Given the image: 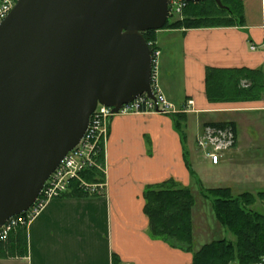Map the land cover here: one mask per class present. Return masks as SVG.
Here are the masks:
<instances>
[{"label":"crops","instance_id":"0c3cea01","mask_svg":"<svg viewBox=\"0 0 264 264\" xmlns=\"http://www.w3.org/2000/svg\"><path fill=\"white\" fill-rule=\"evenodd\" d=\"M228 6L230 25L158 31L159 85L176 112L115 115L102 191L51 200L0 245V264H194L201 247H176L154 236L144 212L150 187H190L193 157L202 165V237L210 239L204 245L236 241L215 217L207 190L254 195L250 208L264 211V87L250 89L255 77L264 83V0H229ZM231 77L238 81L234 91L216 92L214 85ZM211 124L235 129L236 145L219 164L195 152Z\"/></svg>","mask_w":264,"mask_h":264},{"label":"water","instance_id":"95a60500","mask_svg":"<svg viewBox=\"0 0 264 264\" xmlns=\"http://www.w3.org/2000/svg\"><path fill=\"white\" fill-rule=\"evenodd\" d=\"M169 1L18 0L0 24V228L34 205L99 104L155 99L144 33L165 27Z\"/></svg>","mask_w":264,"mask_h":264},{"label":"trees","instance_id":"16d2710c","mask_svg":"<svg viewBox=\"0 0 264 264\" xmlns=\"http://www.w3.org/2000/svg\"><path fill=\"white\" fill-rule=\"evenodd\" d=\"M228 1L222 0L227 8H219L215 0L188 3L182 13L186 17L177 21L169 19L163 29L230 25L234 22L231 19H225L226 15L232 12ZM155 32L152 30L144 33L152 49H157V40L152 36ZM230 79L231 83L226 80L220 85H214L216 92L219 90L229 93L234 91L236 77ZM254 79L250 89H262L264 87L262 78L255 77ZM224 125L226 124H218V126ZM100 148L97 162L102 165V169L93 168L82 173L84 179L91 183H103L105 180L103 171L105 147ZM68 194L76 197L88 195L79 188L77 181L72 182ZM206 196L213 199L217 219L236 236V241L224 239L204 245L194 253V264H230L234 261H238L239 264L259 263L264 258V214L250 208L255 203L256 197L251 194H242L235 198L227 188L207 190ZM144 198L146 201L144 212L149 218L152 234L156 237L170 239L176 247H189V250H193L192 208L195 201L190 190L188 188L177 189L176 185L150 187L144 193Z\"/></svg>","mask_w":264,"mask_h":264},{"label":"built area","instance_id":"2783aa9c","mask_svg":"<svg viewBox=\"0 0 264 264\" xmlns=\"http://www.w3.org/2000/svg\"><path fill=\"white\" fill-rule=\"evenodd\" d=\"M17 2L18 0H0V24L9 16ZM187 4L188 2L184 0H170V14L182 13ZM251 48L257 49L254 45H251ZM152 51L151 87L155 99L145 93L132 102L124 104L117 113L113 111L112 107L99 104L91 115L89 126L79 144L66 155L59 167L46 181L34 205L25 213L11 217L0 228V245L6 242L15 230L27 227L51 200L61 198L69 193L73 181H77L79 188L88 195H95L102 191L104 183L88 182L82 173L93 168L102 169V165L97 162V156L100 147H105L109 135L108 124L115 115L127 114V112L129 114L145 112L173 114L176 112L175 104L167 98L159 85L160 51L157 49H152ZM234 133L235 129L231 124L207 125L197 138V147L213 164H219L224 154L236 142ZM257 264H264V258Z\"/></svg>","mask_w":264,"mask_h":264},{"label":"rangeland","instance_id":"374dc122","mask_svg":"<svg viewBox=\"0 0 264 264\" xmlns=\"http://www.w3.org/2000/svg\"><path fill=\"white\" fill-rule=\"evenodd\" d=\"M182 13H180V14L175 13L174 15H172L170 17L171 21H174V20L175 21L182 20L183 19ZM161 30H166V29H161ZM158 31H160V30H157L155 32V34L152 35L153 38L154 37L156 38V40H157V37H158V34H157ZM157 50L160 51L158 44H157ZM160 55H161V52H160ZM161 66H162L161 65V58L159 57V64H158V67H159L158 68V79L159 80L161 78V69H162ZM133 114H129V112H127V114H121V115L126 116V115H133ZM137 114H140V113H137ZM109 125L110 124H108V127H109ZM234 145H236V142H235ZM234 145H232V146L234 147ZM195 152L200 154L199 160H201L202 159L203 151L198 148V150H195ZM196 153H195V155H196ZM195 159H196V157H193V159H192V165L194 166L193 168L196 170L195 171L196 178L192 179L191 185H190V187L188 189L190 190L191 196L193 197V199L195 201L194 206L192 208V223H193V229H194V233H193V237H194L193 246H194V249L195 250H198V249H200V247H202V245H204L205 243H207V241H210V239L207 240L206 238H203L202 237V165L197 164ZM213 210H214V208H213ZM253 210H254V208H253ZM255 211L261 212V213L264 214V211L257 210L256 208H255ZM213 212H214V215L216 217L215 210ZM193 218H195V220ZM219 224H220V222H219ZM226 233L230 235V233H228V232H226ZM226 237H228V236H226ZM234 238L236 239V236Z\"/></svg>","mask_w":264,"mask_h":264}]
</instances>
